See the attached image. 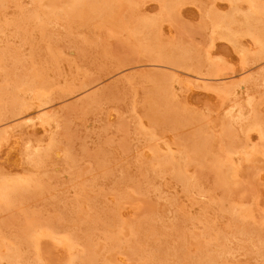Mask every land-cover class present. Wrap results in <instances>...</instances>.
I'll return each instance as SVG.
<instances>
[{
  "label": "bare ground",
  "instance_id": "1",
  "mask_svg": "<svg viewBox=\"0 0 264 264\" xmlns=\"http://www.w3.org/2000/svg\"><path fill=\"white\" fill-rule=\"evenodd\" d=\"M155 1L160 3V8L157 11L158 13L156 12L152 16L147 13L145 14L142 10L143 0H65L63 5H59L56 0H47L40 5L36 2V7L34 6L31 9L29 5L27 7L29 10L26 11L20 10L19 8L22 7H18L17 2L14 3L12 13L11 10L10 14H6L4 11V14L0 16V125L11 122V120L27 113L41 112L46 108L84 93L92 84V81L78 67V64L81 62L80 60L87 61L91 59L95 53H99L103 49L105 44L109 42V39L115 36L129 40L139 52L154 53L152 55H154L155 61L173 66L172 68H175L178 72L176 74H179L178 78L184 80L185 86L193 91L194 84L198 83L196 81H200L203 78L202 75H207V72L198 69L192 62H188V58L184 55L185 53L182 52L183 56L177 45L172 43L167 45L162 36L163 25H166L165 23H168L167 25L170 24L169 21L174 18L176 10H178L177 6L185 0ZM223 1L228 6V9L224 10L225 12H219L218 8L214 10V4L204 7L205 9L203 10L202 7L209 2L201 4L199 1L201 4L199 6L203 5L200 8L204 11L206 18L202 23V28L208 29L211 35L213 34L212 37L215 36L218 40H224L229 43L233 53L240 57L243 69L254 70V73L233 84L214 85L208 86V88H213L212 97L219 98L221 101H224L227 94L234 95L236 99L232 100L227 109V114L231 118L239 119V127L237 128L239 131H234L232 124L229 122L225 123V121L221 135L219 133L220 136L215 137L214 135H208L207 132L205 133V124H201L200 127L198 123L199 128H197L198 124L196 126L193 121L190 123L188 122L189 120H186L184 125L182 122L184 120H178L179 116L174 115L175 113L172 112L174 109L172 105L175 103L172 100L176 97L170 96L171 92H169L168 84L163 82L164 80L155 82L152 85L154 88L152 90L148 88L149 90L147 89L145 92V87L144 89L142 88L146 96L152 92L150 95L152 97L149 98L150 100H145L146 105L142 109L134 105L135 100L128 87L120 84L115 89H102L82 99L77 104L78 106L76 108L74 107L75 110L80 111L81 117L80 119L78 118V121L75 119L77 122L73 126L65 125L67 121L65 119L68 115L61 110L40 113L35 118L38 121L37 124L43 128V131L45 130L47 132L44 133L48 135V138L45 135V141L37 140L40 143L35 147V150H33L34 148L32 149L33 151L31 148L29 150L23 145V140H28L31 143L32 138L35 140V131L33 132L32 129H29L32 130L29 131L21 127L23 124L19 126L20 128L18 127L19 130H12L11 128L12 131L10 129L2 130L0 132L1 160L4 159L5 162L11 163L12 166H22L26 171L29 170V175L26 172V176H24L25 174L23 175L24 177L18 176L19 178L11 179V175H9L10 178L7 176L9 173L6 174L4 170H1L3 173H0V212L5 211V209H13V206L16 204V197H18L17 194H20V196L24 195V198H26V195L23 193H29V189H34L38 184L39 186L37 187H40V184L42 187L40 173H46L51 166L52 170L55 166L54 164L56 163L57 165V160H55L57 157L63 158L64 155H67L66 157L69 158V155H71L69 154L70 149H65L68 145L64 149L60 147L54 129L56 126H53L54 124H63L65 122L66 130L84 133L74 135L76 137L69 136L68 140H72V138L79 140L83 136L92 137L94 140H97L99 142L97 147L93 151L88 152L86 158L89 157L91 160H94L95 166H99L102 172L98 177V174L93 171L95 169L94 167L91 170L93 171L92 173H88L91 171L86 170L79 174L77 172L78 169L74 167L75 165L73 164L74 166H72L75 159H62L61 163H59L60 165L58 164V168L62 170L64 175V179L62 180L65 184L66 190H64L66 193H70V196L67 195L68 198L66 199L65 193L64 198L66 200L63 197L56 198L58 195H51L52 192L49 191L50 187L49 189H44L43 187L49 193H43L42 197L40 196L41 194L36 192V189H38L36 187L34 189L35 192L30 194V198L37 199L39 197L38 202L42 201L41 203H43L44 207L46 206V209L49 207L47 211L51 217L44 218L43 215L35 212L37 217L34 215V217L25 219L26 224L32 227H28L29 231H27L28 228L26 230L28 238H25L24 241L22 239L21 243L16 242L17 245L14 241H5L4 243L1 239L0 264H45L44 259L40 256L41 246L42 244L48 243L49 240L54 239L55 235L60 233L59 231L65 234V246L71 252L67 264H119L120 261L125 260V256L128 254L127 252L130 251H133L130 252L132 253L130 256L135 254L139 257V260L147 257L142 264H184L185 257L189 254L188 244L195 240L197 236L195 232H193L194 234H191V232L183 233L182 225H185V223L188 224V221H190L189 224H191V227L204 228L207 234L211 236L209 240L195 241L198 251L191 258L193 260L195 259V263L197 264H255L253 262L258 258H264V248L254 243V250L250 246L242 245L239 247L241 250L239 251L242 252L240 256L244 259L243 261H235V259L232 260L234 262L230 263L227 258L232 254V250L234 249L223 241L219 231L215 228V223H212L211 216L214 215H212L209 205H206V203L203 205V203L194 201V197L201 194L208 197L211 202H218L220 207L217 212L219 214L218 216L221 219L225 218V223L228 226L237 227V232L240 230V232L247 235H254L258 231V227H255V221H253L256 219L253 211L254 208H241L233 211L231 209L229 211L224 204V199L221 194L217 195L213 189L205 187L201 180L202 177L197 179L198 181L196 179L193 180L187 170L189 165L194 162L210 165L213 168L219 186L227 189L231 181L243 176L244 172L247 174L246 171L248 172L251 169L243 167L240 159L238 160L236 158L235 160L232 157L234 154L247 151L246 147L248 146L247 140L249 139V133L256 130L255 132L260 133L264 139V114L262 115L264 112V0ZM11 2L12 0H0V11H2V7L6 8L5 5ZM32 2L34 3V1ZM53 23L63 27L64 32L62 33L65 34H63L64 37L62 33L51 31L50 26ZM75 28L80 31L78 33L82 36L79 40L73 38L70 41L72 51L76 55H61L58 39L60 37L61 39L72 37V31ZM14 38L17 39L16 41L20 44L23 53L21 49L20 51L11 50V40ZM21 56L27 58L28 64L23 77L17 80L18 77L16 78L14 76L16 73L9 63L11 60L17 61ZM119 67L117 64L108 63L106 69L104 68V72L111 74L119 69ZM132 83L135 84L138 81L134 79ZM135 85L138 86L139 83ZM148 91H151L150 94ZM106 106L107 108L110 106L115 109L119 114H126L131 120L134 119L132 123L134 121L136 124V138H133L134 140H132L129 146L121 147L122 150L120 152L124 153V157L115 155L113 143L109 139H104L102 136V132L109 125L108 119L112 116L107 115ZM140 118L141 120L143 118L147 123H152L153 127H150L157 133L155 132V134L149 126H146V123L143 125ZM166 119L175 124L170 128V124L166 123ZM123 120L117 124L118 129L126 127L125 124L127 123ZM196 121H198L197 118ZM35 122L32 121V123ZM186 124L193 126V132L196 133L193 135L190 133L192 136L188 140L186 139L187 142L189 141L188 147L183 149L175 147L177 150H173L170 147L171 145L168 146L167 140H165L166 138L163 139L164 137H162L163 135L161 133H164L165 129H170L175 135L181 137L182 132L179 129L181 127L184 129ZM24 125L26 124L24 123ZM33 125L35 126L36 123ZM154 125L157 128H154ZM164 125L166 128L163 129ZM28 126L27 128H29ZM40 126L36 125V127ZM97 127H99L100 132L95 133L89 131V129H96ZM188 127L185 129H188ZM199 129H201V132ZM255 132H252V134H255ZM156 136H159V140L162 137L166 142L161 140V143L164 142V144L160 143L161 145L158 144L157 146L149 144L148 139ZM258 140L262 142L259 137ZM68 142L71 144L73 141ZM132 150L137 151L135 155L133 152V154L131 153L132 155H128V152L130 154ZM142 150L153 155L154 159L152 163H147V160L145 162V158L143 159V154L141 153ZM65 151H68V154ZM247 153L250 155V159H248L249 163L259 164V169L257 170L260 176L256 180L260 181H257L256 185L261 186L260 193L262 192V194H259V198L262 195L264 198V142L257 146L255 145L254 149ZM31 168L35 170V174L30 173ZM151 173L155 174L154 176L157 175L156 178L159 176V178L165 180L162 187L158 189L156 186L154 187L155 190L157 189L156 197L160 199V197L166 194L167 189L171 188L173 191L171 190V193L167 192V197L165 196L163 198L164 200L167 198V202L169 201L173 206L179 204L176 206H179V209L176 208L178 212L175 210L177 213L173 214L174 216L167 221L166 216L164 217L159 210V213H157L156 208L155 210L153 209L156 206L152 203L153 201L144 200L147 206L151 208L146 214V218L140 224L133 226V233H124L123 230H126V225H120V222H122L121 219L126 213L122 209L124 207L121 206L123 203L119 204L120 202H118L110 205L106 197V200L103 199V196H105L103 192L106 190V186L109 187L110 185V190L114 194L113 199L121 200L126 196L132 198L128 194L129 191L126 194L123 190V187L128 182H132L131 184L135 185L131 186V191L133 194L136 193L138 195V199L139 194L147 195L148 188L146 190V186L144 185L146 183L147 185L148 183L151 185L155 179L153 174L152 177L150 176ZM44 175L42 174V178ZM80 177L82 179L79 181L85 186L88 185V187L86 186L85 188L83 186L84 188H80L77 180ZM137 180H140L139 184ZM70 181L74 182L72 183L73 185L70 184ZM42 182L44 181L42 180ZM77 184H79V187H77ZM74 185L79 189H76ZM165 188L167 189L163 190ZM51 196L54 197L53 202H50ZM29 199L27 200L29 202L27 205L31 204L30 206H36L38 203L37 200L35 204V199ZM47 199H49V203L46 202ZM22 200L24 203L26 202V200ZM79 204L83 206V209H86L88 218L77 225H73L77 219L73 220ZM82 208L80 209L82 210ZM6 211L5 213L7 214ZM48 212L45 215H49ZM7 215L10 216V214ZM2 219H5V217H2ZM95 230L96 232L100 230L102 233H105L100 246L106 255H109L106 259H103V256L96 258L92 254L91 244L95 242L93 237L96 235L93 233ZM154 232L158 234L156 236L159 238L152 237ZM174 233L176 235L179 234L176 236V240L178 241L169 244L166 238H168L167 236L175 237ZM162 234H164V237L161 236ZM15 235L16 237L19 236L17 232ZM178 236L180 239H177ZM2 242L6 245L2 246ZM78 243L83 246L79 252L76 251L74 246ZM138 243H141L142 246L138 247ZM32 245L35 248V254L37 256L35 259H31L28 256V254L30 255L28 248ZM122 251L126 252L125 256L122 254ZM234 255H231V257L235 258ZM130 256L128 254V257Z\"/></svg>",
  "mask_w": 264,
  "mask_h": 264
},
{
  "label": "rangeland",
  "instance_id": "2",
  "mask_svg": "<svg viewBox=\"0 0 264 264\" xmlns=\"http://www.w3.org/2000/svg\"><path fill=\"white\" fill-rule=\"evenodd\" d=\"M15 1V2H14ZM34 1V3L32 2ZM47 0H12V2L8 5H5L6 8L2 7L0 11V16L4 13L6 14H10V10L11 13L13 12V4L17 2L18 7H22L19 8L20 10H29V8H27L29 5L30 9L32 7H36L37 3L40 5L41 3L46 2ZM58 2L59 5H63L65 3V0H56ZM61 1V2H59ZM68 1V0H67ZM70 1V0H69ZM72 1V0H71ZM201 4H205L207 2V5L205 4L203 7L199 6L200 2ZM205 1V2H202ZM185 0V1H181L182 3L179 4V6H177L176 10V14L174 15V18L169 21L170 22V26L167 25L168 23H165L166 25H163V29H162V36H163V40L164 42L169 45V44H174L177 45L179 47V49L181 50V53H185V57L188 58L187 61L192 62V64L195 65V67H197L198 69L207 72V75H202L203 78H198L200 79V81H196L198 83L194 84V90H190V88H188L187 86H185L186 84H184V80H181L178 78V75L176 73L177 70L175 68H172L173 66H170L166 63H162L159 61H155L154 59V53L152 52H139V50L127 39H121L120 36L119 37H114L109 39V42L105 44V46L103 47V49H101V51L99 53H95L94 56L91 57V59L89 60H83L81 59L79 62L80 64H78V67H80L81 72H84L87 74V76L90 78V80L92 81V84L89 86V88L82 94L77 95L71 99H68L66 101H63L59 104H56L54 106H51L49 108H46L45 110H42L41 112L38 113H32V114H25L22 116H19L17 118H15L14 120H11V122H7L6 124L0 125V132L2 130H9L10 128L12 130H19L18 127L21 125V127L26 128V129H32L33 132L35 133V140L34 138H32L31 143L28 140H23V145L27 147V149L31 150H35V147L38 146V144L40 143L39 141L37 142V140L40 141H45L46 137L48 138V135L45 134L47 132H45V130L43 131V128H41L40 125H38V121L36 120L35 117H37L38 115H40V113H46V112H55V111H62L63 113H65L66 115H68V117H66L65 121V125H72L75 124L78 121V118L80 119L81 115H80V111L75 110L76 106H78L77 104L80 103V101H82V99L86 98V96H89V94L95 93L97 91L100 90H104V89H115L118 85L120 84H124L128 87V89L131 91L132 96L135 100L134 105H136L138 108H143L146 105V99L150 100L149 98H151L152 96H150L152 94H147V96L145 95L146 90L148 88H150V90H152L154 83L160 80H164L163 82L166 84H168L169 87V92H171L170 96H175L176 100L173 99L172 101L175 102L173 103V107L174 109L172 110V112H174V115H178V120L181 119L184 120L182 121L185 125L186 120L188 122L191 123V121H193L195 123V125L197 126V124H205L206 128H204V130L206 129L205 133L207 132L208 135H214L215 137H217L220 133L221 135V131L224 125V122L227 123H231L232 124V129H234V131H237L238 129V122L239 119L236 118H231L228 114H227V109L230 106L232 100L236 99L234 97V95L232 96L230 95H226V98L224 99V101L219 98H215L212 97V92H213V88H208V86H214V85H228V84H233L236 83L238 81H241L245 78H247V76H250L254 73V70H248V69H243V66L241 64V59L238 55H235L233 53V51L230 48L229 43H227L224 40H218L215 36L212 37L211 33L209 32L208 29H203L202 28V23L203 21L206 19L205 15H204V7L210 6L214 4L213 9H217L219 10V12H225V9H228V6L226 3H224L225 1H221V0ZM207 1V2H206ZM144 2V3H143ZM142 2V10L144 11V13L149 14L150 16H152L153 14L155 15L156 12L158 11V9L160 8V3L158 1L155 0H143ZM211 2V3H210ZM216 2V3H214ZM222 2V3H221ZM16 4V5H17ZM21 4V5H20ZM35 4V5H34ZM200 4V5H201ZM209 4V5H208ZM9 6V7H8ZM202 7L203 10L200 8ZM27 8V9H26ZM144 8V9H143ZM181 9V10H180ZM5 11V12H4ZM4 12V13H3ZM178 12V13H177ZM123 13V12H122ZM158 13V12H157ZM121 15V14H120ZM201 25V26H200ZM165 26V27H164ZM167 26V27H166ZM51 31L53 32H59L62 33L64 32V29L62 26H60L59 24L56 25V23H53L51 26ZM72 37H65L64 39H61V37L58 39V46L60 48L61 51V55H76V53L74 51H72V46L70 41L74 38V39H81L82 36L79 35L80 31H78V29H74L72 31ZM79 32V33H78ZM64 33H62V36ZM81 37V38H80ZM122 37V36H121ZM123 38V37H122ZM216 39V40H214ZM17 39H12L11 43H12V47L11 50H17L21 52L23 51L22 48L20 47V44L18 43V41H16ZM218 40V41H217ZM102 52V53H101ZM23 53V52H22ZM182 53V55H183ZM187 53V54H186ZM183 55V56H184ZM184 57V58H185ZM117 64L119 65V69H117L116 71H114L111 74H106L104 71L106 69V65L107 64ZM10 66L13 69V71L16 73L14 76L18 79L23 77V74L26 70V66L28 64L27 62V58L25 56H21L20 59H18L17 61L15 60H11L10 61ZM81 65V66H79ZM105 68V69H104ZM84 71H83V70ZM175 69V70H174ZM176 74V76H175ZM178 78V79H177ZM136 79L139 83V85H135L138 83L133 84L132 80ZM177 79V80H176ZM200 82V83H199ZM145 87V92L144 90H142V88L144 89ZM154 89V88H153ZM211 92H210V90ZM149 90V89H148ZM129 91V92H130ZM173 91V92H172ZM172 93H174L172 95ZM212 94V95H211ZM178 102V103H177ZM171 106V107H172ZM75 107V108H74ZM107 108V106L105 107ZM172 109V108H171ZM264 110V108H263ZM65 111V112H64ZM171 112V113H172ZM31 113V112H30ZM106 113L107 115H112L108 121H109V125L108 127H106V130L102 132V136L104 137V139H109L111 143H113V151L115 152V155L118 156H123L124 153L120 152L122 150L121 147H127V145L129 146L130 143L132 142V140H134L133 138H136V133H135V126L136 124L132 123V119L128 118L125 115L119 114L118 112L115 111V109L111 108L110 106L106 109ZM264 114V112L262 113V115ZM146 117V116H145ZM176 117V116H175ZM264 117V115H263ZM139 118V117H138ZM184 118V119H183ZM196 118L198 119V121H196ZM35 119V120H33ZM77 121H76V120ZM124 119L123 121H125L126 127L125 128H121L118 129V123ZM145 120H147L146 118H144ZM194 119V120H193ZM200 119V120H199ZM139 120V119H137ZM141 120V118H140ZM35 122L37 126L40 127H36V125L34 126L32 123ZM142 123L144 125V123H146V126H151L153 127L152 123H147V121L145 122L142 118ZM140 121V122H141ZM237 121V122H236ZM192 122V125H193ZM202 122V123H200ZM236 122V123H235ZM24 123L26 125H24ZM63 124H59L57 123L56 125L54 124L53 127L56 131L57 134V141L60 144V147L64 149V147L66 145V150L69 148V158H73L75 159V161H73L72 166L75 167V169H78L77 172L80 174L82 171H86V170H93L94 167L95 169L93 171H95L99 175H101L100 173L102 172V169L98 166H95L94 160H91V158H86L87 157V153L93 151L94 148L97 147L98 145V141L94 140V138L92 137H88V136H83L81 137L79 140H77V138H72V140H68L69 136H73L76 137L74 135L77 134H84L83 132H72L71 130H66L65 125ZM166 123L170 124V128L175 124L170 122L169 120L166 119ZM199 124L197 126V128H199ZM27 125H29L27 128ZM183 125V126H184ZM71 126V127H72ZM155 126V125H154ZM189 126V127H188ZM195 126V129H196ZM150 127V128H151ZM185 128L188 127V129H183V127H181L179 130H181L182 132V136L179 137L177 135H175L173 132H171L170 129H165L164 133L162 132L161 135L162 137H164L163 139L167 140L168 146L171 145L170 147H172L173 150H177L178 149H183L185 147L189 146V141L187 142L188 138H190V136H192L193 134H195L194 128L193 126H191L190 124L186 126H184ZM20 128V127H19ZM154 128H157L156 126ZM153 128V129H154ZM166 128L165 125L163 126V129ZM10 129V131H12ZM29 130V131H32ZM152 130V128H151ZM150 130V131H151ZM156 130V129H155ZM201 129H199L200 131ZM203 130V129H202ZM89 131L92 132H100L99 127H97L96 129L91 128L89 129ZM154 133L156 131L152 130ZM159 131V130H158ZM163 131V130H162ZM178 131V130H177ZM196 131V130H195ZM239 131V130H238ZM256 130H253L252 132H255ZM45 132V133H44ZM198 132V131H197ZM201 132V131H200ZM252 132H250L248 135V146L246 147L247 151L245 152H241V153H237L234 154L232 157H234L233 159L236 160V158L239 160H241V165H243V167H248L251 168L249 169V171L245 174V172L243 173V176L238 177L237 179L231 181L228 184L227 189H224L222 187L219 186L218 184V180L216 179V175H214L213 172V168L210 165H205L201 162H194L191 165H189L188 170V174L191 175L193 180H197L200 179L202 177V183L204 184L205 187H208V189H213V191H215V193L221 194L223 196L224 199V204L227 207V209L229 211L235 210V209H241V208H246V209H251L254 208V216L256 217V219H254V225L255 227H258V231L256 234L252 235V234H245L240 232V230H238L237 232V227L235 226H231V225H227L225 223V218L221 219L220 216H218L219 214L217 213L219 210V205L218 202H211V200L204 196V195H199L194 197L196 202L199 203H203V205L206 203V205H209V208L211 209L212 215L211 216V220L212 223L215 225V228L217 231H219L220 236L222 237L223 241L228 244L229 247L233 248L234 250H232V254L234 255L235 253V258L231 257V255L228 256L227 259H229L230 263L234 262L232 260L235 261H243L244 259L240 256L242 255V252H240V246L244 245V246H250V248H253L254 243L256 245H261L264 248V198L263 195L259 198V194H262L261 191V186L258 187L256 185L257 181L256 179H259L258 176H260L259 171L257 169H259V164L258 163H249L248 159H250V155H248L247 152H250L254 149L255 145L257 146L258 144H262L264 142V139L262 138V136L260 135V133H256L255 134ZM157 133V132H156ZM155 133V134H156ZM192 135H191V134ZM203 133V132H202ZM159 134V133H158ZM173 134V136H172ZM46 135V137H45ZM189 135V136H188ZM219 135V136H220ZM101 136V138L103 139V137ZM251 136V137H250ZM261 136V137H260ZM157 137V138H156ZM156 137H151L150 139H148V143L153 145V146H157L158 144L161 145L162 143L164 144V141L162 139V137H160V140L158 139L159 136ZM258 137L260 138V140L263 141L260 142L258 140ZM100 138V139H101ZM171 138V140H170ZM114 139V140H113ZM187 139V140H186ZM30 140V139H29ZM161 140H163L164 142L161 143ZM250 140V141H249ZM35 141V142H34ZM68 141H73L71 144ZM33 142V143H32ZM161 143V144H160ZM32 144V145H31ZM35 144V146H34ZM166 145V144H165ZM186 145V146H185ZM176 147V148H175ZM32 150V151H33ZM71 151V153H70ZM144 151V152H143ZM66 152V151H65ZM135 155V152L137 151H130V154L128 152V155H132L133 153ZM29 153V152H28ZM132 153V154H131ZM141 154L143 156V159L145 158V162L147 163H152L153 162V155H150L148 153H146L145 150L141 151ZM246 153V154H244ZM66 154H68V151L66 152ZM243 155V156H242ZM247 155V156H245ZM65 156V158H64ZM63 158H59L57 157L55 160H57V165L56 163L53 165L54 169L51 167L49 168V170L46 173H40V181L43 184L41 187H37L39 186V184L37 186H35L34 189H36V187L38 189H36L39 194H41L40 196L43 197V193L48 194L49 192L44 189H49L50 187V192L51 195L55 194L58 195L56 198H65L67 199V195L70 196V193H66L65 192V184L62 182V180L64 179V175L63 172L60 168H58V164L61 163V160H65L67 157V155H64ZM1 154H0V173L1 170H4V172L7 174V176L9 177V175H11V179H16L19 177H22L24 174V176H26V172L28 173L29 170H25L22 166H12L11 163L9 162H5L4 159L1 160ZM124 157V156H123ZM67 158V159H69ZM28 159V157H27ZM72 159V160H73ZM147 160V161H146ZM76 162V163H75ZM70 163V162H69ZM71 164V163H70ZM74 164V165H73ZM60 165V164H59ZM77 167V168H76ZM33 170V168L30 169V173L31 174H35V170ZM97 170V171H96ZM88 172V173H92ZM68 172V171H67ZM72 172V170H71ZM94 172V175H95ZM4 173V174H5ZM66 173V172H65ZM70 173V172H69ZM87 173V174H88ZM117 174V172H115ZM259 173V174H258ZM5 174V175H6ZM30 174V175H31ZM42 174H45L42 178ZM83 174V173H82ZM152 174H150V176L152 177ZM29 175V173L27 174ZM90 175V174H88ZM93 175V174H91ZM155 174H153L154 176ZM19 176V177H18ZM23 176V177H24ZM87 176V175H86ZM157 176V175H156ZM154 179V181L150 182L152 183L151 185H147V183L144 185L146 186V194L147 195H140L139 194V198L137 199V194H133L131 189L133 185L135 184H131L132 182H128V184L126 186L123 187L124 192L129 191V196L132 198H128L127 196L121 200H117V199H113V195L112 194V190H110V185L109 187L106 186V190L103 192V194L105 196H103L105 199L109 201L110 205L114 204V203H118L121 204V206H123L124 208L123 211H125L126 215L124 214L121 221L120 225H126V230L124 229L123 232L127 233V234H131L134 232L133 230V226L136 224H140L145 218H146V214L149 212V210L151 209L150 207L147 206V204L145 203L144 200H149V201H153L152 203L154 204L153 209L158 211H160V213L166 218V220L168 221L170 218H172L175 214L178 212V210H176V208L179 209V206L176 207L174 205H171L169 203V201L167 202V198L163 197H167V192L171 193L173 190L171 188H165L163 190H168L166 192V194L162 197L157 198L156 197V190L160 187H162V184H164L165 180L163 181L162 178H156ZM9 177V178H10ZM14 177V178H13ZM153 177V178H154ZM258 177V178H257ZM68 178V177H67ZM75 178V177H74ZM152 178V180H153ZM81 177L80 179H77L79 184H80V188H86V186L88 187V185H83V183H81ZM42 180L44 182H42ZM73 180V179H70ZM80 180V181H79ZM39 181V182H40ZM140 181V180H139ZM139 181L137 180V183L139 184ZM198 181V180H197ZM260 181V180H259ZM258 181V182H259ZM71 182V181H70ZM74 182L76 183V180L74 179ZM73 181L70 183L71 185H73L72 183H74ZM77 182V183H78ZM134 183V182H133ZM142 183V182H141ZM161 185H159V184ZM79 184H77V187H79ZM130 184V185H129ZM156 184V185H153ZM76 185V184H75ZM74 185V186H75ZM159 185V186H158ZM84 186V187H83ZM143 186V189H144ZM156 186V190L155 187ZM158 186V187H157ZM44 187V189H43ZM76 187V186H75ZM74 187V188H75ZM76 189H79L77 188ZM41 188V190H39ZM33 188H31V190L29 189V193H23L26 195V198H24L23 196H20V194L16 197V204L13 206V209H5V211L7 212V215L5 213V211H1L0 212V217H5V219L0 218V240L3 241L5 243V241H10L16 243L19 242L21 243V240L24 241L25 238H28V234L26 235V230L29 227V225L26 224L25 219H29L30 217H37V214H41L44 216V218L50 216V213L47 211V209H49V207L46 209L43 205V203L38 202V198H30L31 197V193L35 192ZM65 189V190H64ZM39 190V191H38ZM151 190V193H150ZM170 190V191H169ZM172 190V191H171ZM41 191V192H40ZM131 192V193H130ZM155 192V193H153ZM66 193V195L64 196V194ZM150 193V194H148ZM153 193V195H151ZM61 194V195H60ZM143 194V193H142ZM135 195V196H133ZM21 199H20V197ZM49 196V195H47ZM141 196V197H140ZM153 196V197H152ZM156 198H155V197ZM52 198L50 199V202L54 201V197L51 196ZM30 198V199H29ZM64 198V199H65ZM135 198V200H134ZM149 198V199H147ZM155 198V199H154ZM258 198V199H257ZM263 198V199H262ZM26 200V202L24 203L23 200ZM34 200L35 199V204H36V200H37V204L36 206H30L27 205L29 204V202H27V200ZM63 199V201H65ZM105 199V200H106ZM131 201H130V200ZM133 199V200H132ZM260 200H262V202H259ZM156 201V202H154ZM22 202V204H20ZM49 203V199H47V201ZM45 202V203H46ZM31 203V202H30ZM60 203V202H59ZM108 203V204H109ZM19 204V205H18ZM26 206H25V205ZM34 204V205H35ZM257 204V206H255ZM259 204V205H258ZM22 205V206H20ZM82 205V204H81ZM4 206V205H2ZM17 206V207H16ZM20 206V207H18ZM28 206V207H27ZM30 206V207H29ZM15 207V209H14ZM23 207V209H22ZM83 206H80V204L77 206V210H76V215L74 216L75 222L73 223V225H77L79 224L81 221H83L84 219L88 218V213L85 211L86 209L82 208ZM20 208V209H19ZM82 208V210L80 209ZM87 208V207H86ZM126 208V209H125ZM158 208V209H157ZM162 208V209H161ZM208 208V209H209ZM49 215H45V213L47 214V212ZM105 209V208H104ZM103 209V210H104ZM107 209V207H106ZM209 209V210H210ZM127 210V211H126ZM153 210V211H154ZM163 210V211H162ZM175 210L177 212H175ZM213 210V211H212ZM155 211V212H157ZM159 211L157 213H159ZM228 211V213H229ZM33 212V213H32ZM35 212H37V214H35ZM39 212V213H38ZM163 212V213H162ZM30 213V214H29ZM32 214V215H31ZM257 216H256V215ZM48 217V218H50ZM217 217V218H216ZM82 218V220H81ZM214 218V221H213ZM220 218V219H219ZM190 223V221H188ZM187 224L185 223V225H182V229H183V233H190L191 234L193 232H195L197 234L195 240L191 241L188 244V255L187 257H185L184 260V264H197L195 263V259L193 260V258H191L193 255L197 254V246H196V242L195 241H200V240H209L211 238L210 234H207V231H205L204 228H200V227H196V226H192L191 224ZM128 224V225H127ZM32 226H30L29 228H31ZM233 227V228H232ZM29 228L27 231H29ZM33 229V228H32ZM30 229V230H32ZM62 230V229H61ZM128 230V231H127ZM16 232L19 236L16 237ZM33 232V231H31ZM60 233L58 234H54L55 238L52 240H49L48 243L46 244H42L41 249H40V256L44 259L45 264H67L69 257L71 255L70 249L68 250L67 247L65 246V234L61 231H59ZM96 235L93 236L95 239V242L93 244H91V251L93 252L92 254H94V256L96 258H101L102 256L104 257L103 259H106V257H108L109 255L105 253L104 250L101 249L100 244L102 243V239L104 237L105 233H102V231H97L96 230L93 232ZM261 233V234H260ZM175 234V233H174ZM173 234V235H174ZM194 234V233H193ZM260 234V235H259ZM26 235V236H24ZM158 234H156V232L153 233V238L157 237L156 236ZM179 235V234H177ZM167 236L168 238H166V241L171 244H173V242H177L178 240H176V236ZM24 238H22V237ZM162 237H164V234L161 235ZM181 236V235H180ZM260 236V237H258ZM2 237V238H1ZM152 237H150L152 239ZM5 238V239H4ZM17 238V239H16ZM66 238V237H65ZM257 238H259L257 240ZM16 241H15V240ZM19 239V240H18ZM177 239H180L179 236ZM18 240V241H17ZM176 240V241H175ZM67 241V240H66ZM260 241H262L260 243ZM2 242V246H5ZM68 242V241H67ZM257 242V243H256ZM18 243V244H19ZM70 244H72L71 242H69ZM260 243V244H259ZM17 245V243H16ZM138 247H141L142 244L138 243L137 244ZM75 249L77 252H79V250H82L83 246L82 244H75ZM73 246V247H74ZM1 247V246H0ZM18 247V246H17ZM23 247V246H22ZM2 249V247L0 248V250ZM23 250V248H21ZM30 251L28 253H30V255L28 254L29 258L31 259H35L37 258L36 254H35V248L33 247V245L31 247L28 248ZM27 249V250H28ZM74 250V252H76ZM72 250V251H73ZM128 250V249H127ZM126 250V251H127ZM240 250V251H239ZM122 251V254L125 253ZM133 252V251H130ZM130 252H127L130 256ZM35 255H34V254ZM128 254H126L127 256H125V260L120 261L119 264H142L143 261L147 258V257H143V259L139 260V257L136 256L135 254L128 257ZM138 259V260H137ZM253 263L255 264H264V258H258L256 261H254ZM14 264V263H13ZM35 264V263H32ZM209 264H213V263H209Z\"/></svg>",
  "mask_w": 264,
  "mask_h": 264
}]
</instances>
